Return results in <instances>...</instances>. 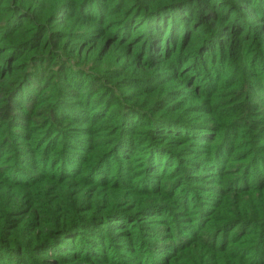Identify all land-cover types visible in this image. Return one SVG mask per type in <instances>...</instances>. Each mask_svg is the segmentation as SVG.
I'll list each match as a JSON object with an SVG mask.
<instances>
[{"label":"trees","instance_id":"1","mask_svg":"<svg viewBox=\"0 0 264 264\" xmlns=\"http://www.w3.org/2000/svg\"><path fill=\"white\" fill-rule=\"evenodd\" d=\"M0 264H264V0H0Z\"/></svg>","mask_w":264,"mask_h":264},{"label":"rangeland","instance_id":"2","mask_svg":"<svg viewBox=\"0 0 264 264\" xmlns=\"http://www.w3.org/2000/svg\"><path fill=\"white\" fill-rule=\"evenodd\" d=\"M153 82H156V81L148 80V82H146V83H148L149 85H153ZM135 83H137V82H135ZM153 89H155L154 90L155 92L152 94L151 105H153L155 101L160 100V99H162V101H165V105H166L165 106L166 107L165 113L162 114V116H161V114H158L157 117L162 118V119H166L168 122H173V119H174V117L176 115L173 114L172 110H170L169 108L170 107H174L173 109H176L177 106H175V101L170 102V101L166 100V98L168 97V92L171 91V88L170 87H166V86L162 85L161 83H157L154 86V88H152V90ZM78 116H81V113L76 114V117H78ZM77 119H78L77 121H79V118H77ZM189 122H190V126H191L192 129L199 130V128L197 127V125H199L198 121L194 120V117L189 119ZM80 123L81 122H76V124H74V125L78 126ZM149 184H151V183H149ZM161 186H164L165 190H167L166 192L172 190V187L168 186L167 183H162ZM170 221H172V220H170ZM162 225L165 226V224H162ZM164 231L167 232V230L165 228H160L159 230L156 231L157 232L155 234L156 238H153L152 237L153 234H151V236L149 238H146V239L159 241V242H156V244L154 245V247H158V243L163 242L164 240H167V238L169 237L166 234V232L164 233ZM146 233H151V231L147 230ZM181 235H186V234L182 233V234H180L178 236H173L172 238H170L168 240L167 243H165V245L167 246V244L170 245V243H171V247L175 248L177 246V244H178L177 243V238L178 237H180L182 239V242L180 244L181 245L184 244L187 241L188 236L182 237ZM150 254L151 253H147L146 257L145 256H141V260H144V261L150 260V258H149ZM143 257H145V258L143 259ZM161 258H163V257H161Z\"/></svg>","mask_w":264,"mask_h":264}]
</instances>
